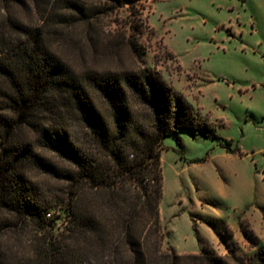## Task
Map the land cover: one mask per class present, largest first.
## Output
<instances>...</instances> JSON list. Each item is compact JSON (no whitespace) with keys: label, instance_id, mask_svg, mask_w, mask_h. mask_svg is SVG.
Here are the masks:
<instances>
[{"label":"trees","instance_id":"obj_1","mask_svg":"<svg viewBox=\"0 0 264 264\" xmlns=\"http://www.w3.org/2000/svg\"><path fill=\"white\" fill-rule=\"evenodd\" d=\"M99 1L111 10L140 0ZM65 4L87 21L80 2ZM11 23L18 36L0 33V264H10L6 236L20 227L32 233L26 264H264L259 238L243 220L242 235L257 247L250 254L226 244L229 254L217 255L197 231V253L161 248L162 139L214 127L181 92L146 66L74 74L38 33ZM130 48L142 61L135 43ZM34 146L55 150L62 164ZM32 170L60 185L44 191ZM54 208L64 214V237L54 233Z\"/></svg>","mask_w":264,"mask_h":264},{"label":"rangeland","instance_id":"obj_2","mask_svg":"<svg viewBox=\"0 0 264 264\" xmlns=\"http://www.w3.org/2000/svg\"><path fill=\"white\" fill-rule=\"evenodd\" d=\"M74 1L89 11L86 22L65 0L0 1V33L18 36L11 22L28 26L74 74L149 67L214 124L162 139V250L199 252L197 231L217 255L229 254L226 244L250 254L257 247L240 220L264 249V0H140L111 10L99 0ZM34 147L62 164L55 150ZM29 174L43 190L60 185L37 170ZM49 212L60 214L54 233L64 237L63 212ZM31 236L28 227L7 233L10 264H26Z\"/></svg>","mask_w":264,"mask_h":264},{"label":"crops","instance_id":"obj_3","mask_svg":"<svg viewBox=\"0 0 264 264\" xmlns=\"http://www.w3.org/2000/svg\"><path fill=\"white\" fill-rule=\"evenodd\" d=\"M203 238V237H202ZM204 239V238H203ZM204 241L206 242V240L204 239ZM210 247V246H209Z\"/></svg>","mask_w":264,"mask_h":264}]
</instances>
